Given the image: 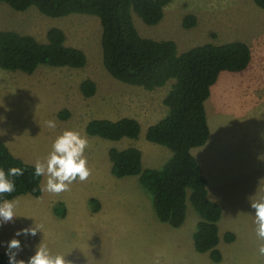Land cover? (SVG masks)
<instances>
[{
    "label": "rangeland",
    "instance_id": "1",
    "mask_svg": "<svg viewBox=\"0 0 264 264\" xmlns=\"http://www.w3.org/2000/svg\"><path fill=\"white\" fill-rule=\"evenodd\" d=\"M188 15L197 19L190 29L183 24ZM134 22L143 37L172 40L180 52L233 41L245 42L253 52V63L246 71L225 72L212 87L206 110L209 104L216 136L209 146L195 150L212 188L209 197L223 209L221 238L225 232H233L235 243L222 241L223 261L214 263L208 253L197 252L194 232L177 231L162 223L153 206L155 224L149 215L138 214L143 206L138 200L152 202L139 176L118 178L112 173V148L145 151L151 162L146 158V170L167 162L164 159L155 165L156 147L173 155L168 148L149 142L146 135L150 126L167 116L164 100L175 80L148 91L114 79L103 64L98 17L74 14L51 18L36 8L18 12L2 4L0 32L15 31L46 42L48 31L60 28L67 45L84 50L88 64L82 69L41 66L32 75L0 68V140L15 156L35 165L37 160H46L57 136L65 130L78 131L89 141L84 156L92 173L86 181L73 182L69 191L54 194L43 190L39 198L18 197L14 222H0V251L6 253L8 242L17 239L22 247L17 259L25 261L42 243L53 255H63L72 264H264V256L258 253L264 241L256 236L255 213L250 206L264 198V10L253 0H173L160 24L148 26L137 15ZM86 79L97 84V94L91 98L81 92ZM64 114H68L65 120ZM124 117H135L141 123L137 140L110 141L86 132L92 120ZM50 120L55 121V129L47 127ZM45 186L44 176L43 189ZM92 199L100 203L96 213ZM59 202L66 209L65 218L54 212ZM196 219L199 216L190 203L188 226L193 223L194 230ZM35 225L42 226L35 237L15 236L18 230ZM225 227L231 231H224Z\"/></svg>",
    "mask_w": 264,
    "mask_h": 264
},
{
    "label": "trees",
    "instance_id": "2",
    "mask_svg": "<svg viewBox=\"0 0 264 264\" xmlns=\"http://www.w3.org/2000/svg\"><path fill=\"white\" fill-rule=\"evenodd\" d=\"M264 10V0H253ZM173 0H0L18 12L36 8L51 18H65L74 14L98 17L102 26V57L108 73L124 84L148 91L163 88L175 80L164 104L168 114L147 130V140L169 148L173 155L159 169H144L142 151L136 147L124 150L112 148L109 158L112 173L118 178L139 176L141 185L152 197L157 218L172 228H181L187 219V202L199 216L194 233L198 253L209 254L214 263L223 261L219 249L222 240L234 243L236 235L228 232L223 239L219 222L222 207L208 195V182L193 149L203 147L210 139L206 101L211 90L225 73H241L248 69L252 52L248 44L233 41L224 44L207 43L180 52L172 40H154L140 35L135 22L137 15L146 25L156 26L165 16V8ZM184 28L196 26L197 19L188 15ZM88 64L84 50L67 45L65 32L57 27L47 33V41L15 31L0 32V68L6 71L32 75L41 66L82 69ZM97 84L86 79L81 84L84 97L97 94ZM65 116V117H64ZM68 114L62 118L65 120ZM141 124L134 118L118 121L95 119L86 132L110 141L124 138L137 140ZM34 164L15 156L7 144L0 140V168L24 169V175L15 177L16 190L3 199H17L43 194L44 176L34 177ZM190 193V194H189ZM92 210L98 212L100 203L92 199ZM54 212L65 218L63 203H57ZM0 264H9V257L0 251Z\"/></svg>",
    "mask_w": 264,
    "mask_h": 264
},
{
    "label": "clouds",
    "instance_id": "3",
    "mask_svg": "<svg viewBox=\"0 0 264 264\" xmlns=\"http://www.w3.org/2000/svg\"><path fill=\"white\" fill-rule=\"evenodd\" d=\"M47 127L56 128L55 121H47ZM89 146L86 137L81 136L78 131L65 130L57 136L52 144V151L45 161L37 160L34 166V177H46L44 191L59 194L70 190V185L77 181H86L92 170L88 167L87 158L84 156L85 149ZM24 169L10 167L7 172L0 168V197L11 195L16 190L15 177L24 175ZM19 205L18 199H3L0 201V222H14L16 209ZM255 217L256 236L264 241V198L251 203ZM0 223V226H2ZM42 226H30L22 228L15 233V236L35 237ZM22 251L20 241L12 239L7 244L6 255L9 257V264H72L63 255H53L47 245L40 243L35 249L34 255L27 261L17 259ZM260 256H264V243L258 248ZM158 264V261H157Z\"/></svg>",
    "mask_w": 264,
    "mask_h": 264
},
{
    "label": "crops",
    "instance_id": "4",
    "mask_svg": "<svg viewBox=\"0 0 264 264\" xmlns=\"http://www.w3.org/2000/svg\"><path fill=\"white\" fill-rule=\"evenodd\" d=\"M251 49V48H250ZM251 52H252V50H251ZM252 63H253V52H252V61H251V64H250V66L252 65ZM249 66V67H250ZM246 71V70H245ZM244 72V71H243ZM242 73V72H241ZM170 91V90H169ZM169 93V92H168ZM210 106H209V104H208V107H207V118H208V120H209V123H210V127H211V135H210V139L208 140V142H207V146H209L210 145V142H211V140H214L215 139V126H214V119H213V115L211 114L212 113V111H211V107L209 108ZM124 118H126V117H124ZM128 118H134V119H136V120H138L137 118H135V117H128ZM141 124V123H140ZM142 127V126H141ZM154 146V145H153ZM160 146V145H159ZM155 147V146H154ZM164 147V146H163ZM167 148V147H166ZM200 148V147H199ZM139 149V148H138ZM169 149V148H168ZM141 150V149H140ZM170 150V149H169ZM195 150H196V148L195 149H193V154H194V156H195ZM142 151V154H143V164L145 165V160H146V158H148L149 156H148V154L145 152V151H143V150H141ZM154 158L156 159V164L155 165H158L159 163H161L164 159H167V162H168V160L172 157V155L170 154V152L167 150V149H164V148H162V147H156L155 148V151H154ZM196 157V156H195ZM197 158V157H196ZM198 159V158H197ZM149 163H150V165H151V162H150V157H149ZM164 161H166V160H164ZM199 161V160H198ZM167 162H165V164L167 163ZM200 162V161H199ZM201 163V162H200ZM165 164H163L162 166H164ZM161 166V167H162ZM160 166H155V168H147V169H159V168H161ZM207 182H208V180H207ZM212 188H211V186L209 185L208 186V195L210 196V190H211ZM190 194V193H189ZM210 198V197H209ZM212 200V199H211ZM212 201H214V200H212ZM215 202V201H214ZM138 203H140V204H142L143 206L141 207V208H139L138 209V214H140V215H143L145 218H146V215H149V221L151 222V223H153V224H155L156 223V218H155V216H154V213L152 212V206H153V202H150V200L149 199H142V200H138ZM220 205V204H219ZM146 207V209H145V207ZM192 206V205H191ZM221 206V205H220ZM103 208H104V204H103ZM189 211H190V201H189V204H188V202H187V219H186V222H185V224L181 227V228H178L177 229V231H183L184 230V228L186 229V232H190L191 231V233L192 232H194L195 233V231L196 230H194V227H193V223L190 225V226H188V221H189ZM222 211H223V209H222ZM96 213V212H95ZM156 214V213H155ZM156 217H157V215H156ZM158 219V218H157ZM146 220V219H145ZM144 220V221H145ZM148 220V219H147ZM198 222H199V220H194V223H195V225H196V227H197V224H198ZM224 231H226V230H230L229 229V227H225L224 229H223ZM231 231V230H230ZM229 232V231H228ZM227 232V233H228ZM233 233V232H232ZM225 234H226V232H225ZM220 235H221V228H220ZM222 241H224V240H222ZM235 243V242H234ZM221 244H222V242H221ZM220 244V245H221Z\"/></svg>",
    "mask_w": 264,
    "mask_h": 264
}]
</instances>
